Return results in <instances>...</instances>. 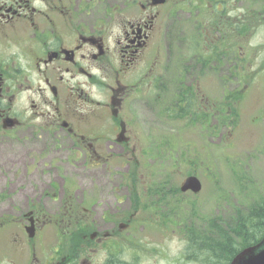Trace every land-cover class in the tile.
Masks as SVG:
<instances>
[{
    "label": "flooded vegetation",
    "instance_id": "af4514ba",
    "mask_svg": "<svg viewBox=\"0 0 264 264\" xmlns=\"http://www.w3.org/2000/svg\"><path fill=\"white\" fill-rule=\"evenodd\" d=\"M229 7L231 0H0V264H142L144 246L121 256L120 230L136 222L120 223L118 191L100 173L127 155L128 168L143 167L133 156L151 152L155 136L143 138L135 123L182 119L185 90L199 99V117L215 123L202 81L224 60L215 44L226 39ZM184 15L195 32L188 54ZM246 17L234 30L246 33ZM160 254L146 264H159Z\"/></svg>",
    "mask_w": 264,
    "mask_h": 264
},
{
    "label": "rangeland",
    "instance_id": "374dc122",
    "mask_svg": "<svg viewBox=\"0 0 264 264\" xmlns=\"http://www.w3.org/2000/svg\"><path fill=\"white\" fill-rule=\"evenodd\" d=\"M231 3L232 7L225 12L226 39L215 44L218 52L226 51V58L202 81L204 94L212 103L224 106L222 113L216 110L215 123L201 122L184 112L183 118L177 121L152 120L148 124L139 121L135 126L143 138L145 131L155 136L151 139V152L143 157L133 156L134 161L142 160L144 166L128 168L122 161L130 156L127 155L114 159L112 164H118V169L107 166L100 173L101 179L112 180V186L118 191L115 195L120 212L125 214L121 215L120 223L126 222L121 218L136 222L120 230V244L124 246L121 256L123 252L131 254L129 245L138 244L144 246L140 247L144 255L140 258L142 264L151 262L152 256L159 253V264H201L200 259L195 261L186 255L185 228L204 231L210 220L233 217L236 211L264 199V14L261 16L258 10L260 4H248L249 7L236 4L235 7V0ZM243 15H247L246 33L245 29L234 30L239 25L237 18ZM183 23L184 39L188 41L183 52L188 54L194 44L191 43L195 33L192 15H184ZM215 36L220 37L218 33ZM170 41L173 45L170 50L175 54L179 50L175 36ZM237 56L245 59V68L239 69L238 77H234L228 66ZM225 78L230 86L223 99ZM200 105L195 97L193 111ZM43 147L39 144V148ZM61 154L64 159L68 155L65 150ZM44 157L40 155V168L46 170ZM74 158L69 154L70 160ZM191 174L201 181V191L193 194L178 190L176 195V188ZM89 180L87 177L88 185ZM150 189L158 193L150 194ZM86 194L93 195L87 191Z\"/></svg>",
    "mask_w": 264,
    "mask_h": 264
},
{
    "label": "trees",
    "instance_id": "16d2710c",
    "mask_svg": "<svg viewBox=\"0 0 264 264\" xmlns=\"http://www.w3.org/2000/svg\"><path fill=\"white\" fill-rule=\"evenodd\" d=\"M262 11L263 15L264 7ZM183 94L184 114L201 121L197 112L193 111L194 93L185 90ZM224 94L223 91V99ZM188 124L191 123L188 121ZM223 220H210L201 232L196 227L185 228V248L189 258L200 259L201 264H229L242 248L257 243L264 233V199Z\"/></svg>",
    "mask_w": 264,
    "mask_h": 264
},
{
    "label": "water",
    "instance_id": "95a60500",
    "mask_svg": "<svg viewBox=\"0 0 264 264\" xmlns=\"http://www.w3.org/2000/svg\"><path fill=\"white\" fill-rule=\"evenodd\" d=\"M180 190L198 193L201 190V182L195 175H188L181 183ZM229 264H264V235L257 244L240 250Z\"/></svg>",
    "mask_w": 264,
    "mask_h": 264
}]
</instances>
